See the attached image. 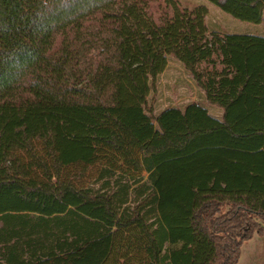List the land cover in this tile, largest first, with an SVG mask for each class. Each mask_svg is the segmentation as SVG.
Masks as SVG:
<instances>
[{"label": "trees", "instance_id": "16d2710c", "mask_svg": "<svg viewBox=\"0 0 264 264\" xmlns=\"http://www.w3.org/2000/svg\"><path fill=\"white\" fill-rule=\"evenodd\" d=\"M210 1L264 21V0ZM165 2L156 20L146 0H0V115L79 124L62 144L57 117L0 120V264H235L262 233L264 35ZM168 54L219 120L142 112Z\"/></svg>", "mask_w": 264, "mask_h": 264}, {"label": "rangeland", "instance_id": "374dc122", "mask_svg": "<svg viewBox=\"0 0 264 264\" xmlns=\"http://www.w3.org/2000/svg\"><path fill=\"white\" fill-rule=\"evenodd\" d=\"M146 1L149 4L151 14L154 19L159 20V16L167 7L165 2L166 0ZM175 2L179 6L187 8L200 4L206 6L207 13L205 15V22L207 24L208 34L213 31H219L247 32L264 35V21L252 22L239 19L221 9L210 0H175ZM168 13H171V9H168ZM187 105L203 107L213 121L219 120L223 112L219 105L211 103L205 98L204 90L197 84L183 63L176 59L173 55L168 54L166 67L158 76L155 85L151 88L142 112L148 118L153 119L152 116L170 111V109H173L174 107L182 110ZM45 114H47L49 119L52 120L55 117L59 118L60 124L57 125V121L55 124L57 125V135L60 138V142L62 144H66L67 139L70 138L67 131L73 130L79 124L77 120L62 117L59 112L33 109L27 110L24 118L18 116H14L12 118V115H15V110L10 109L7 113L2 112L0 120L10 117V119L12 118L11 122L14 124L22 121L23 119L41 121ZM98 154L101 156L100 153ZM113 159L116 160L118 164H123L121 163L122 159H117L115 157H113ZM102 160L103 158H98L96 160V165H99V163L102 164ZM100 182L101 180L91 181L90 179L83 178L81 184L89 186L92 185V187H100ZM130 204L133 205L132 200L129 205ZM132 237L134 238L135 235H132ZM235 264H264V228L262 233H255L250 239L243 242L241 245L239 259Z\"/></svg>", "mask_w": 264, "mask_h": 264}]
</instances>
